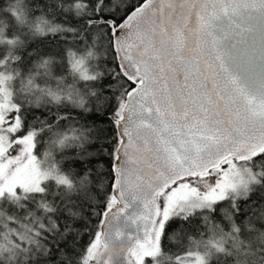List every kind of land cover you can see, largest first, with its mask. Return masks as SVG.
Returning a JSON list of instances; mask_svg holds the SVG:
<instances>
[{"label": "snow or ice", "instance_id": "1", "mask_svg": "<svg viewBox=\"0 0 264 264\" xmlns=\"http://www.w3.org/2000/svg\"><path fill=\"white\" fill-rule=\"evenodd\" d=\"M0 264H264V0H0Z\"/></svg>", "mask_w": 264, "mask_h": 264}]
</instances>
